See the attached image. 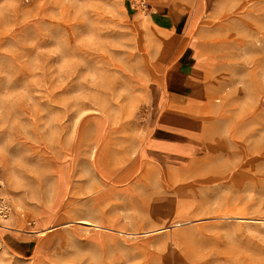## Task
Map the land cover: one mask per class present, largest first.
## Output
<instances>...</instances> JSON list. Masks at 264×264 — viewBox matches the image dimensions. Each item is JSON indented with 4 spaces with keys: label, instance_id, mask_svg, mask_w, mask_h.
Segmentation results:
<instances>
[{
    "label": "rangeland",
    "instance_id": "374dc122",
    "mask_svg": "<svg viewBox=\"0 0 264 264\" xmlns=\"http://www.w3.org/2000/svg\"><path fill=\"white\" fill-rule=\"evenodd\" d=\"M147 2L0 0V264H264V0ZM170 113L178 169L141 156Z\"/></svg>",
    "mask_w": 264,
    "mask_h": 264
},
{
    "label": "bare ground",
    "instance_id": "6f19581e",
    "mask_svg": "<svg viewBox=\"0 0 264 264\" xmlns=\"http://www.w3.org/2000/svg\"><path fill=\"white\" fill-rule=\"evenodd\" d=\"M214 1L215 0H197V2L194 4L191 10V19H190L191 26H195L199 22L204 9L209 7ZM197 56H198V60L193 70L191 71V75L189 78V83L193 87V94L191 96L192 101L199 99L201 94L204 92L205 73L208 70H210L211 66L213 65V61L204 58L202 53H197ZM258 87L260 89L261 86L259 85ZM149 88L152 96V108H153V112L155 113L163 102L164 90H163V86L159 83H153L149 86ZM164 116L165 115L163 114L162 117ZM173 122H175V119H173ZM179 125L186 133L190 135L192 139L201 140L204 127L199 120L187 118V119H183L182 121H179ZM187 152L188 151H186V149H184L180 145L148 139L143 145L141 156L151 157L152 159L156 160L162 166L163 169H170V167H168V165L170 164L174 165L175 169L176 168L178 169L187 165L188 157H189L187 155ZM66 176L67 175L64 172H60V189L62 191H64L67 186ZM258 220L264 222V220L261 219ZM79 223L94 226L98 230L118 231L104 224H95L94 222L88 219H81L79 220ZM66 225H68V223ZM176 225L179 224H174L171 225L170 227L173 228ZM118 232L132 235V233H125L122 231H118ZM168 258H169L168 255L167 257L164 258V264H169ZM173 264H183V263L177 257H174Z\"/></svg>",
    "mask_w": 264,
    "mask_h": 264
},
{
    "label": "crops",
    "instance_id": "0c3cea01",
    "mask_svg": "<svg viewBox=\"0 0 264 264\" xmlns=\"http://www.w3.org/2000/svg\"><path fill=\"white\" fill-rule=\"evenodd\" d=\"M188 80H189V78L186 81V86L185 85L182 86L181 87L182 89L179 90V91H181L182 95H185L187 89L189 87H191V85L188 83ZM165 87H166V90L167 89L169 90L168 82H167V85H165ZM170 114L174 115L171 118L172 120H164V121L161 120L159 122V118L156 119L155 132H157V135L159 137H162V138H159V137H156L155 135H153L154 136L153 139L156 140V141H164V142H167V143H171V144H176V145H181L182 146V145H184V143H182V142H185V141H182L183 139L181 137H179V136H182V137L187 138V139H184V140H187V143H191L193 141L192 138L179 125V121H182L183 119H187L188 116L180 114V113H170ZM173 119H175V122H173ZM167 133H172V134H176V135H179V136H171L170 134H167ZM168 137L176 138V139H179L180 141L175 140V139H163V138H168Z\"/></svg>",
    "mask_w": 264,
    "mask_h": 264
},
{
    "label": "built area",
    "instance_id": "2783aa9c",
    "mask_svg": "<svg viewBox=\"0 0 264 264\" xmlns=\"http://www.w3.org/2000/svg\"><path fill=\"white\" fill-rule=\"evenodd\" d=\"M135 5L145 8L148 7L149 4L147 0H135Z\"/></svg>",
    "mask_w": 264,
    "mask_h": 264
}]
</instances>
